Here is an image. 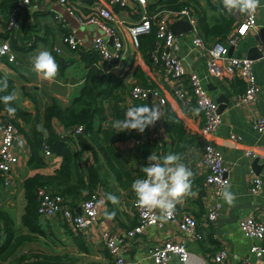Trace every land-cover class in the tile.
<instances>
[{"label":"crops","instance_id":"obj_1","mask_svg":"<svg viewBox=\"0 0 264 264\" xmlns=\"http://www.w3.org/2000/svg\"><path fill=\"white\" fill-rule=\"evenodd\" d=\"M95 1L97 0H69L74 9L70 11L59 0H30L20 9L19 27L14 32L18 39L16 43L11 40L16 52V60L0 57V69L14 79V93L17 95L15 102L18 106L34 111L36 107L42 109L51 102L52 98L66 103L74 93L78 92L87 73V66L80 50L82 47H90L92 30L99 31L97 33L103 32L100 31L101 27L97 22L80 21L76 15L83 17L89 11L94 10ZM188 1L199 8V14L204 13L209 18L221 11L229 12L224 7L223 0ZM160 2L148 0L150 9L163 4ZM14 3L15 0H5L0 5V40L6 38L4 32H10L7 18ZM113 7L119 26L131 22L139 16L136 7H132L131 1L128 2V6L115 4ZM256 20V25L241 35L233 46L234 53L244 54L251 45H258L256 53L262 51L264 0H260ZM197 25L199 26L198 18ZM189 30L176 34L178 45L175 49L176 53L182 58L187 70L194 69L201 75L209 94L215 100L221 95L228 100L222 110V122L210 134V141L221 149L224 159L229 164V182L223 188L222 207L216 221L218 218H227L234 206L241 205L233 208L234 218L230 221L220 219L223 221L219 223L206 219L213 194L210 185L204 181L205 168L201 162L203 137H200L199 128L203 116L198 113V110L191 111L181 108L173 96H169L164 105L170 103L176 115L181 118L186 131L182 133L180 142L177 137H171L164 129V119L167 116L166 107L158 108L159 119L150 126L148 135L149 142L152 141V147L148 151L149 153H146L143 165L145 162L146 165L148 164L149 155L158 156L159 160H163L169 154H179L178 163L185 164L193 173L191 191L195 195L185 197L181 203L176 204V207L190 211L198 219V230L202 233L201 238L191 237L186 240L192 258L198 264H239L237 256L248 255L250 259L255 258L249 248L257 241L242 233L238 225L239 218L255 214L264 221V130L259 132L251 125L253 117L264 116V59L261 54L253 57L254 70L261 83L260 91L249 103L241 106L236 105L233 98L244 89V80L238 75L224 77L211 75L206 69L203 53L191 46ZM70 31H73L81 41L76 47L70 46L64 39V34ZM125 41L130 42L129 39H125ZM110 44L112 45V43ZM41 51L50 52L59 65L58 73L53 80H46L33 70L34 58ZM130 57L127 55V70L133 63ZM138 66L143 69L148 82L154 81L163 85H169L171 82V79L166 77L159 66L148 64L144 59H141ZM117 69L115 67V71ZM54 124L58 133L67 134L68 128H64L57 120H54ZM193 133H196L197 136H193ZM231 134H238L242 139L235 140ZM180 143L184 144L183 148ZM135 145L134 137L115 141L116 148L127 159L128 166L133 173L139 172L141 166L143 167L140 163L142 157L137 153ZM247 145L252 146L256 152L255 156L246 155ZM17 149L20 152V160L15 169V185L12 190L2 188L0 185V204L9 208L16 224L21 225V214L26 203L23 188L24 179L36 171L51 173L60 164L61 156L53 153L45 157L46 166L33 169L26 162L29 148L23 136L18 139ZM84 156L88 159L91 158L90 152H85ZM255 157L258 159L254 160ZM100 173L104 177L103 185L106 187V194L100 188L96 222L82 231L76 230L59 213L53 216H40V225L44 234H37L33 240L25 242L21 247L23 252H33V254L36 252L40 257L55 255L60 257L64 264L111 263L110 255L103 242L102 232L123 231L136 223L137 216L130 204L134 194L133 190H130L129 187L121 188L114 180L113 173L109 172L105 166L100 168ZM255 175L260 176L262 186L259 192L252 193L248 190V186ZM107 194H110V200ZM225 195L231 197V201L227 200ZM113 200L118 202L113 203ZM156 211L159 223L148 224L144 226L141 233L126 238L123 244V255L127 264H153L148 253L151 246L160 244L167 239L183 238V232L178 226L166 220L161 209H156ZM23 229L27 230L25 227ZM261 243L264 246V238ZM220 246L226 247L229 256L223 262H216L213 259V254ZM262 261L264 262V254ZM167 264L183 263L176 256H171Z\"/></svg>","mask_w":264,"mask_h":264},{"label":"built area","instance_id":"obj_2","mask_svg":"<svg viewBox=\"0 0 264 264\" xmlns=\"http://www.w3.org/2000/svg\"><path fill=\"white\" fill-rule=\"evenodd\" d=\"M30 0H16L10 8L7 24L10 32L14 35L19 27L20 8ZM66 7L74 9L69 0H59ZM132 2V7H136L139 16L123 25L117 24L114 5L128 6ZM93 9L83 17L76 15L80 21L97 22L103 29V33L92 35L90 48L97 53L96 62L106 70L124 73V80L127 83L126 98L131 100L150 99L157 108H161L168 101L169 96H173L181 108L191 111L198 110L203 116L202 124L199 128L200 137L204 139L201 150V162L205 168L204 181L210 185L213 198L206 213L208 221H215L222 207L221 196L223 188L229 182V164L224 159L222 151L210 141V134L223 120L222 111L218 110V102L209 94L208 89L201 75L194 69L187 70L182 58L175 51L177 48L176 33L170 27V21L177 17H185L192 27L191 46L203 53L207 71L217 77L238 75L244 80V89L236 94L233 102L236 105H245L252 101L260 91L261 83L254 70V58L245 54L229 52V46L235 45L240 36L250 27L256 25L257 10L255 13H240L238 9L231 12L235 18L234 25L223 37L209 39L201 32L197 25L196 6L188 1L178 7L158 5L148 8V0H97ZM154 26L155 44L149 52V57L153 65L159 66L166 77L171 79L169 85H154L140 82L134 75L135 68L143 59L140 49L139 35L149 32ZM66 42L76 47L81 41L75 36L73 31L64 34ZM129 39L130 42L125 41ZM112 43V45L110 44ZM262 58L264 59V43H262ZM58 50V48H56ZM127 55L131 56L132 62L127 70ZM0 57L8 60H16V52L12 46L9 36L0 40ZM128 77V78H127ZM253 128L259 132L264 130V116H256L251 120ZM82 124L70 127L67 134L74 135L82 131ZM22 136L18 128L12 122H5L0 117V176L2 188L9 190L15 185V169L20 160V152L17 149L18 139ZM231 137L240 141L242 137L238 134H231ZM139 143V140H136ZM42 153L45 157L53 154L46 143L42 145ZM246 155L255 156L256 152L252 146L247 145ZM148 163H151L150 161ZM145 173L142 175L144 178ZM141 178V179H142ZM262 180L259 175H255L249 183L248 190L252 193L259 192ZM99 187L90 195L80 200L76 209L71 207L64 197L51 191L46 186L37 188V213L39 216H53L61 214L76 230H84L98 218L97 200ZM136 194L131 198V207L137 216V221L131 227L119 232H102L103 242L111 258L110 264H127L123 255V244L126 238H131L141 233L144 226L159 223L156 209L149 211L137 205ZM80 209V211H78ZM163 217L174 223L183 232V238L171 240L167 239L160 244H155L148 249L149 256L153 264H167L171 256H176L183 264H198L191 256L186 240L191 237L201 238L202 233L198 230V219L188 210H182L175 206L170 217H166L162 210ZM238 225L245 236L256 239L249 248L255 255L254 259L247 256H237L239 264H264L262 257L264 246L261 240L264 238V221L255 214H248L239 218ZM3 233L0 222V238ZM229 256L225 246H220L213 254L216 262H223Z\"/></svg>","mask_w":264,"mask_h":264},{"label":"trees","instance_id":"obj_3","mask_svg":"<svg viewBox=\"0 0 264 264\" xmlns=\"http://www.w3.org/2000/svg\"><path fill=\"white\" fill-rule=\"evenodd\" d=\"M5 0H2L0 5ZM16 1V0H15ZM165 6L178 7L188 0H157ZM196 6V5H195ZM150 8V3H148ZM22 8V7H21ZM20 8V9H21ZM198 7L196 10L198 13ZM200 11V10H199ZM198 23L201 32L209 39L225 36L234 25L235 18L230 12H219L209 18L204 13H198ZM13 43L18 36L10 32H4ZM140 49L143 59L150 64L149 52L155 44L154 26L149 32L139 35ZM80 54L87 66L85 80L78 92L74 93L66 103L52 98L42 109L36 107L34 111L21 108L15 101L9 105L15 109L10 114L6 105L0 101V117L5 122H12L18 132L24 137L29 154L27 165L33 169L46 166V159L42 153V145L46 143L53 153L61 156L60 164L51 172L36 171L28 175L23 181L24 197L26 200L24 211L21 214V225L16 224L11 211L0 204V222L3 239L0 241V264H64L60 257L55 255H43L36 252H23L21 248L25 242L33 240L37 234L43 235L39 214L37 213V188L46 186L51 191L61 194L64 200L74 209L84 197L91 194L97 187L106 194L103 185L104 177L100 173L101 167L113 173L114 180L121 188H130L132 183L142 178L144 172V157L152 147L149 142L150 126L143 133L137 131H123L113 127L116 120H124L126 117L133 121H141L151 118L152 109H158L150 99L133 100L128 111L125 93L127 83L124 73L102 68L97 62V53L90 47L81 48ZM134 75L140 82L154 85V81L148 82L146 74L137 66ZM7 83V89L0 91V97L14 93V79L0 69V88ZM166 107L164 129L171 137H177L181 141V135L186 131L181 118L176 115L170 103ZM199 114H201L198 111ZM57 120L64 128H70L82 124V131L74 135L60 134L54 127ZM197 136L196 133L192 134ZM134 137L139 140L136 143V151L141 155V170L133 173L127 159L115 146V141ZM181 148L184 147L180 143ZM90 152L91 158L84 156ZM163 163V160H159ZM1 183V176H0ZM110 200V194H107ZM27 230L24 231L23 228Z\"/></svg>","mask_w":264,"mask_h":264},{"label":"clouds","instance_id":"obj_4","mask_svg":"<svg viewBox=\"0 0 264 264\" xmlns=\"http://www.w3.org/2000/svg\"><path fill=\"white\" fill-rule=\"evenodd\" d=\"M224 7L231 13L233 9H238L240 13H255L260 6V0H223ZM33 70L41 75L46 80H53L59 70V65L55 58L48 51H41L35 58ZM5 81L0 91L7 89ZM17 95L15 93L0 97L6 105V109L10 114H14L15 109L9 105V102L15 101ZM159 119L156 109H152L151 118L133 121L126 117L124 120H116L113 127L119 132L123 131H137L143 133L146 127L154 125L155 121ZM148 163L143 167L142 171L145 173L144 178L136 179L131 187L137 197V205L140 208L161 209L166 217H170L175 209L177 203H181L185 197L195 195L191 191L193 173L185 164L178 163L180 160L179 154H169L164 157L163 163L159 162V157L149 155ZM175 165V166H173ZM225 198L231 201V197L225 195ZM117 203V200H113Z\"/></svg>","mask_w":264,"mask_h":264},{"label":"water","instance_id":"obj_5","mask_svg":"<svg viewBox=\"0 0 264 264\" xmlns=\"http://www.w3.org/2000/svg\"><path fill=\"white\" fill-rule=\"evenodd\" d=\"M170 27L177 34V33H180L181 31H186V30L191 29L192 25L187 18L177 17L176 19H174L170 22ZM257 48H258V45H251L244 54L247 56H250V57H256V56L260 55L262 52V51H260V53H256ZM232 49H233V45H230L229 46V52H232ZM216 101L218 102V110L219 111H222L223 108L226 106V103L228 102V100H226L222 95L218 96ZM202 141H203V145H204V140L202 139ZM256 159H258V158L255 157L254 160H256ZM239 205H241V204H238L234 207H237ZM233 208L230 210V216H228L227 218H218L217 221H216V219H215V221L221 223L223 220H220V219H224L227 221L232 220L234 218ZM78 211H80V209Z\"/></svg>","mask_w":264,"mask_h":264},{"label":"rangeland","instance_id":"obj_6","mask_svg":"<svg viewBox=\"0 0 264 264\" xmlns=\"http://www.w3.org/2000/svg\"><path fill=\"white\" fill-rule=\"evenodd\" d=\"M76 21H77V20H76ZM88 25H91V23H88ZM101 30H102V32H103V29H102V28L100 29V31H101ZM189 31H190V33L192 34V30H189ZM92 32H93V35H94V32H95V31L92 30L91 33H92ZM97 32H99V31H97ZM97 32H95V34H96ZM91 33H90V35H92ZM89 40H90V39H89ZM88 42H89V41H88ZM125 98H126V95H125ZM132 101H133V100L130 101L129 99L126 98V103H127L128 111H130V108H131L130 104H131ZM2 239H3V238H0V241H1Z\"/></svg>","mask_w":264,"mask_h":264}]
</instances>
